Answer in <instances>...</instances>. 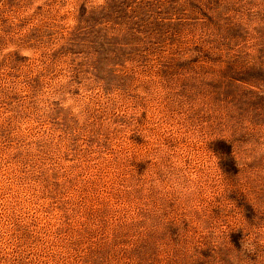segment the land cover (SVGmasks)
<instances>
[{
    "label": "rangeland",
    "instance_id": "rangeland-1",
    "mask_svg": "<svg viewBox=\"0 0 264 264\" xmlns=\"http://www.w3.org/2000/svg\"><path fill=\"white\" fill-rule=\"evenodd\" d=\"M0 264H264V0H0Z\"/></svg>",
    "mask_w": 264,
    "mask_h": 264
}]
</instances>
